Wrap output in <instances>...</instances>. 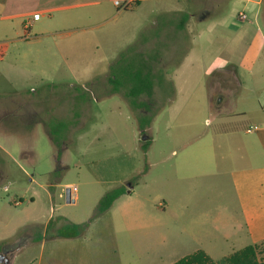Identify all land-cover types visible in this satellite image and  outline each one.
I'll use <instances>...</instances> for the list:
<instances>
[{
	"label": "crops",
	"instance_id": "0c3cea01",
	"mask_svg": "<svg viewBox=\"0 0 264 264\" xmlns=\"http://www.w3.org/2000/svg\"><path fill=\"white\" fill-rule=\"evenodd\" d=\"M116 1H129L130 6L127 10H118L114 6ZM202 1L0 0V63H3L7 44L12 41L7 39L4 31L7 24L11 29L29 33L42 16L70 8H93L97 12L114 9L116 14L132 15L139 11L157 13L165 17L163 25L177 20L180 31L186 23L189 24V41H193L190 47H194L192 54L223 56L222 59H212L204 69L209 77L219 74L203 101L211 117V121L206 120L210 126L208 133L195 134L188 140L170 135L171 150L170 147L161 149L158 159L152 162L149 158L154 140L146 134L148 131L142 130L140 134H145V138L137 142L139 151L142 143L150 141V145L143 152L147 158V170L139 181L132 182L131 176L119 180V187L126 189L125 194L96 218L81 237L44 238L48 223L53 220L50 213L41 235L28 242L37 250L31 264H173L197 250L217 261L246 246H257V257L264 263V17L261 15L264 0H227L231 4L241 3L243 10L254 13L250 20L239 18L244 14L242 10L237 20L222 18L212 21L209 18L212 6L208 4L201 7L197 16L191 13L187 17L181 16L185 13L177 15L182 13L181 6L189 8L191 5L192 9V5ZM35 14L40 16L37 21L32 20ZM27 26L29 28L25 30ZM218 26L233 34L232 41L224 42L221 37V43H214L220 39V33L212 41L206 38L203 44L202 30L212 32ZM192 54L187 52L185 61ZM249 64L256 68L257 75L248 79L244 72ZM104 78L102 82L110 84L109 76ZM223 82L227 85L221 87ZM175 86L173 83V89ZM44 87L54 88L55 85L46 80ZM68 87L71 88L70 104L75 101L76 106L80 105L78 99L83 93L75 84ZM216 89L220 95L215 99ZM104 93L102 97L106 98L115 94L111 90ZM43 103L46 104L45 98L38 102V99L25 96L15 103L11 114L13 122L7 126L0 122V154L7 158L0 159V187L10 163L17 168L35 166V152L41 136H44L49 150L54 151L48 125L66 122L65 129L66 125H79L83 110L78 109L66 118L60 116L61 108L55 110ZM159 103L162 105L159 109L167 111L171 118L181 111V98L163 100L160 96ZM2 105L3 99L0 98V121L7 116ZM65 129L61 132V140L65 137ZM165 132L170 134L168 128ZM14 149L19 153L17 161L11 155ZM53 157L51 154V161H56ZM223 176L233 193L236 217L228 214L225 207L222 211L219 205H215L211 194L219 189L217 181ZM198 181L208 183L202 188L206 197L204 201H200L198 195ZM98 183L105 182L99 180ZM140 188L146 193L138 192ZM214 209L217 216L212 218ZM68 223L69 220L61 218L52 228L57 230ZM40 237L43 238L39 240ZM126 243L133 251L127 250Z\"/></svg>",
	"mask_w": 264,
	"mask_h": 264
},
{
	"label": "rangeland",
	"instance_id": "374dc122",
	"mask_svg": "<svg viewBox=\"0 0 264 264\" xmlns=\"http://www.w3.org/2000/svg\"><path fill=\"white\" fill-rule=\"evenodd\" d=\"M205 4L212 6L209 17L212 21L222 18L237 20L243 10L241 3L204 0L192 5V9L191 5L189 8L181 6L182 13L177 15L185 13L181 16L187 17L191 13L197 16ZM243 11L248 20L252 19L254 13L249 14L248 9ZM261 15L264 17V6ZM164 19L163 15L146 11L132 15L116 14L114 9L100 12L93 8L54 10L35 22L26 40L25 31L11 29L7 24L4 31L7 39L12 41L7 44L3 63H0V98L7 115L1 124L7 126L13 122L11 114L15 103L25 96L38 99V102L45 98L46 104L43 105L55 110L61 108L59 114L62 117L69 118L78 109L83 110V114L79 125H66L67 129L66 122L59 123L58 128L55 124L48 125L52 135L54 129L57 134L65 129V137L60 140L59 136L60 142L54 144L52 152L41 136L34 167L21 165L17 168L10 163L0 187V250L21 236L30 242L41 235L50 213L52 225L61 218L72 224L86 222L96 213L104 194L120 188L119 180L131 176L132 182H138L141 178L139 172L147 164V158L137 144L138 140L145 138V134H140L142 130L148 131L146 134L154 140L149 158L152 162L158 159L161 149L170 147L171 150L170 135L188 140L195 134L208 133L210 126L206 120L211 121V117L203 101L219 74L209 77L204 69L212 59H222L223 56L192 54L194 47H190L193 41H189V24L186 23L180 31L177 20L163 25ZM202 33L205 36L203 44L206 38L212 41L220 33V39L214 43H221V37L227 43L233 39V34L223 26L212 32L203 29ZM37 39L39 41L34 42ZM130 50L152 60L153 74L158 79L150 98L142 95L131 99L126 97V89L120 88L115 92L114 85L102 82L104 76L110 78L111 73L118 71L120 74L127 67L123 60L131 62L138 59L133 52L129 53ZM187 52L192 55L185 61ZM249 65L244 72L248 79L257 75L256 68ZM46 80L55 87H44ZM161 81L167 87H159L164 86L159 84ZM70 84H75L83 93L78 99L80 105L76 106L75 101L70 104ZM225 85L226 82L221 83V87ZM110 90L115 94L102 97L105 91ZM217 90L215 99L220 95ZM160 96L163 100L181 98L179 114L171 118L167 111H161ZM194 99H198L197 103ZM139 104L144 106H136ZM166 128L170 134L165 132ZM58 152L59 161H51V154L56 159ZM11 155L16 161L19 159L16 149ZM1 158L7 160L0 154ZM99 180L105 183L99 184ZM217 183L219 189L211 192L215 205H219L221 210L225 207L228 214L236 217L237 210L227 178L223 176ZM207 185L204 181L197 182L200 201L206 198L202 188ZM72 187L76 188L77 199L74 204H67L64 192ZM138 192L146 193L141 188ZM14 202L18 204L14 205ZM216 214L214 209L212 218ZM52 229L46 228L45 233L49 235ZM127 247L129 252L133 251L131 245ZM36 252L34 245L29 243L16 256L14 264H31Z\"/></svg>",
	"mask_w": 264,
	"mask_h": 264
},
{
	"label": "trees",
	"instance_id": "16d2710c",
	"mask_svg": "<svg viewBox=\"0 0 264 264\" xmlns=\"http://www.w3.org/2000/svg\"><path fill=\"white\" fill-rule=\"evenodd\" d=\"M183 26V23L182 25ZM133 52V55L138 56L136 61H129L123 60L125 63L126 68L123 71H117L116 74L111 73V77L109 81L112 85H114V91L118 92V89L124 88L127 91L126 97L131 99H136L142 95L150 98L152 95V90L155 84V80L158 78L153 74V68L151 65V59L149 60L145 58L142 54L135 53V51L130 50ZM128 54V53H127ZM125 54V55H127ZM126 58V57H125ZM124 58V59H125ZM114 75V76H113ZM118 77L120 78L119 80ZM117 78V79H116ZM120 81V82H119ZM136 106H144L143 104H139ZM59 125H56V127ZM58 128V127H57ZM62 129V125H61ZM56 129H54L52 139L53 143L59 144L58 140L59 136L61 138V130L56 135ZM56 137V138H55ZM59 138V139H60ZM61 140V139H60ZM150 145V141H146L142 143L140 149L142 152H145ZM60 153L58 152L56 155V161H59ZM147 167L145 166L142 172L139 174L140 177L145 173ZM126 189L124 187L116 188L109 192H106L104 196L99 201L96 213L89 218L86 222L80 224H72L68 223L63 225L61 228L54 230L52 229L51 233L48 235L45 233L43 236L44 238H57V239H74L83 236L87 229L89 228L90 224L102 215L104 212L108 211L115 200H117L120 196L124 195ZM48 227H52V222L49 221ZM40 237L39 240H41ZM173 264H264L259 261L257 257V246H246L238 251L233 252L232 254L223 257L217 261H213L209 256H207L202 250H197L177 262Z\"/></svg>",
	"mask_w": 264,
	"mask_h": 264
},
{
	"label": "water",
	"instance_id": "95a60500",
	"mask_svg": "<svg viewBox=\"0 0 264 264\" xmlns=\"http://www.w3.org/2000/svg\"><path fill=\"white\" fill-rule=\"evenodd\" d=\"M64 197H65V201L67 204L74 202L70 199V189L65 190ZM27 244H28L27 238L24 236H21L20 238L15 240L13 243L2 247V249L0 250V264H13L16 255L22 249H24Z\"/></svg>",
	"mask_w": 264,
	"mask_h": 264
},
{
	"label": "built area",
	"instance_id": "2783aa9c",
	"mask_svg": "<svg viewBox=\"0 0 264 264\" xmlns=\"http://www.w3.org/2000/svg\"><path fill=\"white\" fill-rule=\"evenodd\" d=\"M114 6L118 9V10H122V11H124V10H127L128 8H129V6H130V2L129 1H126V2H123V3H120V2H118V1H116V2H114ZM40 18V16H39V14H35V15H33L32 16V20L33 21H37L38 19ZM239 18L241 19V20H245L246 19V16L244 15V14H241L240 16H239ZM28 26L25 28V30H28ZM25 40L26 39H28V32H26V34H25V38H24ZM249 132V131H248ZM70 199L72 200V201H74L75 199H76V188L75 187H72L71 188V190H70ZM18 204V202H14V205H17Z\"/></svg>",
	"mask_w": 264,
	"mask_h": 264
}]
</instances>
